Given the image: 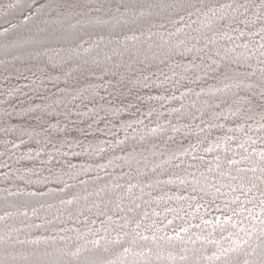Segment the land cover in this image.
Wrapping results in <instances>:
<instances>
[{
    "label": "trees",
    "instance_id": "16d2710c",
    "mask_svg": "<svg viewBox=\"0 0 264 264\" xmlns=\"http://www.w3.org/2000/svg\"><path fill=\"white\" fill-rule=\"evenodd\" d=\"M262 0H0V264H264Z\"/></svg>",
    "mask_w": 264,
    "mask_h": 264
},
{
    "label": "snow or ice",
    "instance_id": "6c2138e0",
    "mask_svg": "<svg viewBox=\"0 0 264 264\" xmlns=\"http://www.w3.org/2000/svg\"><path fill=\"white\" fill-rule=\"evenodd\" d=\"M261 8H264V0H262V3L260 5Z\"/></svg>",
    "mask_w": 264,
    "mask_h": 264
}]
</instances>
